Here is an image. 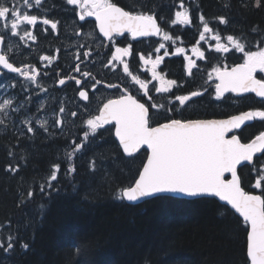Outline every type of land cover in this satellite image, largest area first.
Wrapping results in <instances>:
<instances>
[{
	"label": "snow or ice",
	"instance_id": "6c2138e0",
	"mask_svg": "<svg viewBox=\"0 0 264 264\" xmlns=\"http://www.w3.org/2000/svg\"><path fill=\"white\" fill-rule=\"evenodd\" d=\"M45 2L0 0V81L12 80L7 85L0 83V129L15 140L7 152L10 162L4 170L13 175L20 173V163L11 162L15 149L22 148L23 142L38 134L50 141H62L63 150L38 184L34 180L33 186L25 189L21 178L17 207L32 201L37 188L40 196L49 200L53 194L59 195L61 175L76 191L75 177L79 168L86 165L92 177L104 171L101 180L116 201L135 203L164 194L218 198L226 211L236 215L238 225L243 224L246 264H264V162L257 168L254 161L260 159L257 154L264 156V131L246 143L237 133L247 122H264V107L222 119L183 116L186 109L209 94L212 99L222 101L226 94L254 93L264 104V79L256 78V73H264V36L251 50L241 36L223 34L219 26L230 24L227 15L208 20L203 12H197L198 39L188 49L177 46L180 37L166 30L169 21L142 0H134L127 7L113 0H64L65 5L72 6L66 10L74 14L72 35L76 39L64 47L67 67H62L60 47L55 53L49 50L33 55L42 51L35 47L41 38L59 39L61 26L66 24L62 19L50 17L51 10L45 9ZM241 3L247 8H264V0H241ZM222 6L229 9L231 4ZM193 7L199 9L200 5L186 6L185 0H180L170 24L192 26ZM88 18H94L90 31L86 30L91 23ZM251 31L264 32L258 27ZM149 37L159 38L158 47L148 53L137 51L133 42ZM206 51L225 54V63L213 66L203 83L195 85L194 70H199L198 61H207ZM236 53L242 62L228 67L227 54ZM171 56L183 57V70L188 78L183 84L159 70L165 58ZM133 57H138L143 74H150V79L133 72L130 60ZM110 74L114 82L107 79ZM69 87L73 89L71 97L64 91ZM102 89L111 90L112 94L103 95ZM153 89L155 94H166L160 98L161 102H157ZM57 92L64 95H56ZM153 112L163 113V122L156 126L150 123ZM105 131H112L114 136L111 147L114 159L133 160L142 148L147 149V159L136 170L133 181L114 189L111 187L114 177L104 167L107 157L101 152H89L92 146L103 142ZM20 159L26 164L27 155ZM78 160L83 163L78 164ZM248 165L257 176L252 187L260 189L261 194L242 187L239 167ZM39 207L43 219L46 206ZM17 244L25 252L30 250L19 227L13 228L9 219L0 224V250L8 254ZM74 247L75 255L90 264V245L82 243Z\"/></svg>",
	"mask_w": 264,
	"mask_h": 264
},
{
	"label": "trees",
	"instance_id": "16d2710c",
	"mask_svg": "<svg viewBox=\"0 0 264 264\" xmlns=\"http://www.w3.org/2000/svg\"><path fill=\"white\" fill-rule=\"evenodd\" d=\"M194 3H199L196 10L203 12L206 19L227 15L230 24L219 27L241 36L251 50L264 36V32L251 31L253 27L264 30V8L243 7L241 0H192ZM226 3L231 4L229 9L222 6ZM257 76L264 79V74ZM250 101L251 98H244L241 107ZM254 128L249 126L241 133V140L251 138ZM103 138L89 152H101L107 157L104 167L114 177L112 189L131 183L143 161L142 154L133 160L114 159L112 131H105ZM14 144L11 134L0 129V224L11 219L13 228L18 226L23 240L30 244V250L23 251L19 244L8 254L0 250V264H85L84 257L75 255L74 246L82 243L90 245V264H246L243 224L238 225L236 215L226 211L216 199L164 195L137 205L116 201L101 180L104 171L92 177L86 165L79 168L75 177L76 191L61 175L59 195L53 194L49 200L41 197L37 188L32 201L17 207L21 178L25 189L33 186L34 180L38 184L63 150L60 140L37 137L25 141L22 148L15 149V159L11 160L21 165L20 173L13 175L4 169L10 162L7 152ZM24 154L26 164L20 159ZM259 158L257 168L264 162V156ZM77 163L82 164L83 160ZM251 167L239 168L242 187L261 194L260 189L252 187L257 176ZM41 204L46 206L43 219ZM221 212L225 215L221 216Z\"/></svg>",
	"mask_w": 264,
	"mask_h": 264
},
{
	"label": "flooded vegetation",
	"instance_id": "af4514ba",
	"mask_svg": "<svg viewBox=\"0 0 264 264\" xmlns=\"http://www.w3.org/2000/svg\"><path fill=\"white\" fill-rule=\"evenodd\" d=\"M119 6L127 7L134 3V0H124L122 3L116 2ZM142 2L148 3L150 8H153L158 14L168 20L169 23L166 25V30L173 34L174 36L180 37L177 40V46H183L188 49L191 48L193 44H195L196 40L198 39V27L199 22L197 18V12H200L193 8V17L194 23L192 26H185V25H171L170 19L173 17L174 12L176 10V5L180 3V0H142ZM34 3V0H33ZM186 6L192 4L191 0H185ZM45 9H50V17L62 19L66 22V24L61 26L60 29V37L59 39H55L54 37H48V39L41 38L40 43L35 45L37 49L42 51L38 53H33L34 56H38L39 54H46L49 50L55 53V49L57 47L61 48L60 52V65L62 67H67V58L64 53V47L72 44L75 41V37L72 35V30L74 25L72 24V20L74 18V14L71 11L66 9H71L72 6H67L64 3V0H46ZM33 14H36V11L33 10ZM91 23L87 25V31H90L94 27V18H88ZM214 20V19H208ZM224 35L232 34L225 30ZM159 38L157 37H149V38H139L138 41L133 42L134 47L137 51H143L144 53H148L154 51L155 47H158ZM121 43H125L121 41ZM208 45H204V49L207 50ZM75 51V49H72ZM191 53L189 52V55ZM206 55L208 56L207 61H198L199 70H194L195 72V85H199L203 83V78H206L207 72L211 70L213 66L216 65H223L225 63L224 56L225 54H216L214 52L208 53L206 51ZM131 60V67L134 73L141 74L142 78L150 79V74H143L142 66L138 62V57L130 58ZM34 63L36 61H33ZM227 65L228 67L233 66L235 63H240L241 56L239 53L236 54H227ZM163 75H165L169 79H177L179 83L183 84L185 80L188 78L185 76L183 70V57H166L165 61L161 64L159 69ZM259 73H256V75ZM14 75V74H9ZM259 78V77H258ZM109 80H113L114 78L111 74L107 77ZM260 79V78H259ZM5 85L12 83V80L5 79L0 81ZM189 86L192 87V83L189 82ZM138 87V86H137ZM14 91V90H13ZM69 97L73 95V89L71 87L64 90ZM153 94L157 96V102H161V97L165 96L166 94H155L154 89L152 90ZM103 95H111V90H101ZM56 95L63 96L64 92H57ZM118 94V93H117ZM136 94V93H134ZM226 99L222 101H216L212 99L211 94L204 96L198 104L194 105L192 108L186 109L184 111V118L189 119H222L232 114H238L240 111H247L250 109H255L259 107H264V104L261 103L260 98L256 97L255 94H246L242 96H236L235 94H226ZM253 97V98H252ZM244 98H251L250 103L246 104L245 106L241 107V103ZM38 103V102H37ZM96 102L94 100L92 107L95 108ZM249 106V107H248ZM33 112L36 111V106H33ZM179 118V117H178ZM163 122V113L157 114L153 112L150 117V123L152 126H156L157 123ZM249 126H255L253 129V134L251 138L257 135L260 131H264V122L259 120L252 121L251 123L245 125L240 131H237L238 135L241 136ZM106 128H111V126H106ZM256 131V132H255ZM44 136L42 134H38L35 138ZM251 138L247 139L246 141L250 140ZM138 154H142L143 161H146L147 158V150L142 148ZM137 154V155H138ZM257 159V158H256ZM256 159L254 160L256 162Z\"/></svg>",
	"mask_w": 264,
	"mask_h": 264
},
{
	"label": "water",
	"instance_id": "95a60500",
	"mask_svg": "<svg viewBox=\"0 0 264 264\" xmlns=\"http://www.w3.org/2000/svg\"><path fill=\"white\" fill-rule=\"evenodd\" d=\"M257 78V77H256ZM258 79V78H257ZM246 94H254V93H246ZM246 94H243V95H246ZM249 123H251V122H247L246 123V125L247 124H249ZM106 127V126H105ZM244 126H242V128H243ZM237 131H240V130H237ZM252 139V138H251ZM249 141V140H248ZM248 141H245V143L246 142H248ZM242 142H244V141H242ZM146 149V148H145ZM147 150V149H146ZM137 155V154H136ZM135 155V156H136ZM260 156H262L261 154H257V157H260ZM147 159V158H146ZM256 158H254V160H255ZM239 167V166H238ZM240 168V167H239ZM227 176H228V178H231L230 177V174H226ZM245 190V189H244ZM246 191V190H245ZM250 192V191H249ZM253 194H260V193H258V192H252ZM165 196H172V197H176V198H182V199H189V200H192V199H197V198H188V197H184V196H182V195H174V194H164ZM164 195H161V196H164ZM153 198H155V197H153ZM149 199H152V198H146L145 200H143V201H139V202H135V203H129V204H132V205H137V204H140V203H143L144 201H147V200H149ZM214 199H216L219 203H221V204H223V202H220L219 200H218V198H214ZM128 203V202H127Z\"/></svg>",
	"mask_w": 264,
	"mask_h": 264
},
{
	"label": "rangeland",
	"instance_id": "374dc122",
	"mask_svg": "<svg viewBox=\"0 0 264 264\" xmlns=\"http://www.w3.org/2000/svg\"><path fill=\"white\" fill-rule=\"evenodd\" d=\"M258 73H260V72H258ZM260 74H264V73H260ZM6 263H8V262H6Z\"/></svg>",
	"mask_w": 264,
	"mask_h": 264
},
{
	"label": "bare ground",
	"instance_id": "6f19581e",
	"mask_svg": "<svg viewBox=\"0 0 264 264\" xmlns=\"http://www.w3.org/2000/svg\"><path fill=\"white\" fill-rule=\"evenodd\" d=\"M192 1V0H191ZM207 18V17H206ZM211 19V18H210ZM214 19V18H213Z\"/></svg>",
	"mask_w": 264,
	"mask_h": 264
}]
</instances>
